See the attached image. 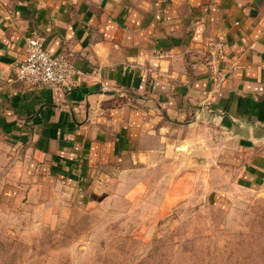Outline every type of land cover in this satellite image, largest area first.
<instances>
[{"label":"crops","instance_id":"1","mask_svg":"<svg viewBox=\"0 0 264 264\" xmlns=\"http://www.w3.org/2000/svg\"><path fill=\"white\" fill-rule=\"evenodd\" d=\"M34 32L73 62L71 90L16 77ZM257 123L264 0H0V146L82 194L148 169L171 182L163 208L190 179L220 200L216 179L264 178Z\"/></svg>","mask_w":264,"mask_h":264},{"label":"rangeland","instance_id":"2","mask_svg":"<svg viewBox=\"0 0 264 264\" xmlns=\"http://www.w3.org/2000/svg\"><path fill=\"white\" fill-rule=\"evenodd\" d=\"M2 145L0 264H264V178L220 177V200L190 179L163 208L159 171L82 194Z\"/></svg>","mask_w":264,"mask_h":264},{"label":"built area","instance_id":"3","mask_svg":"<svg viewBox=\"0 0 264 264\" xmlns=\"http://www.w3.org/2000/svg\"><path fill=\"white\" fill-rule=\"evenodd\" d=\"M207 61L215 71L220 61L226 57V44L220 39L206 42ZM18 79L31 84L47 85L71 90L76 85L73 62L65 52L51 54L43 46V37L32 33L27 37L25 56L14 67Z\"/></svg>","mask_w":264,"mask_h":264},{"label":"water","instance_id":"4","mask_svg":"<svg viewBox=\"0 0 264 264\" xmlns=\"http://www.w3.org/2000/svg\"><path fill=\"white\" fill-rule=\"evenodd\" d=\"M256 126H258L260 129H264V125H261L259 123H257Z\"/></svg>","mask_w":264,"mask_h":264}]
</instances>
